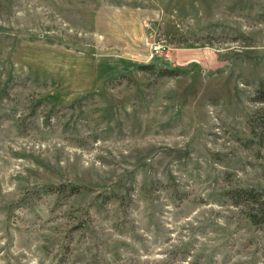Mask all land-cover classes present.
Returning a JSON list of instances; mask_svg holds the SVG:
<instances>
[{"label":"rangeland","instance_id":"obj_1","mask_svg":"<svg viewBox=\"0 0 264 264\" xmlns=\"http://www.w3.org/2000/svg\"><path fill=\"white\" fill-rule=\"evenodd\" d=\"M262 78L264 0H0V264H264Z\"/></svg>","mask_w":264,"mask_h":264},{"label":"trees","instance_id":"obj_2","mask_svg":"<svg viewBox=\"0 0 264 264\" xmlns=\"http://www.w3.org/2000/svg\"><path fill=\"white\" fill-rule=\"evenodd\" d=\"M161 72L172 74L175 69L162 67ZM251 99L262 103V117L257 118V126L259 127V136L264 134V78L259 79L254 88ZM64 185V184H63ZM62 185V186H63ZM61 185L56 186V190L60 191ZM69 189L75 188L74 185H68ZM230 203L234 206L243 207L244 214L253 224H264V186L256 188L253 186L242 187L233 186L228 190Z\"/></svg>","mask_w":264,"mask_h":264},{"label":"built area","instance_id":"obj_3","mask_svg":"<svg viewBox=\"0 0 264 264\" xmlns=\"http://www.w3.org/2000/svg\"><path fill=\"white\" fill-rule=\"evenodd\" d=\"M154 49L156 50L157 49V46H154Z\"/></svg>","mask_w":264,"mask_h":264}]
</instances>
